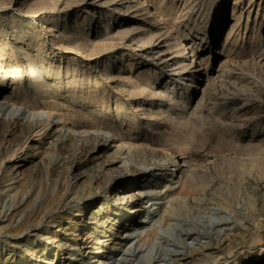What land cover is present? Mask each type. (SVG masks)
Listing matches in <instances>:
<instances>
[{
  "label": "rangeland",
  "instance_id": "obj_1",
  "mask_svg": "<svg viewBox=\"0 0 264 264\" xmlns=\"http://www.w3.org/2000/svg\"><path fill=\"white\" fill-rule=\"evenodd\" d=\"M193 1L188 15L175 11L170 15L187 24L192 33L184 31L181 23L165 24L160 16L158 22H151L150 28L154 34L167 39L172 48L179 46V51L186 45L199 48L202 58H206L202 72L208 67V77L200 78L193 70L188 77L181 73L169 75L162 62L141 49L146 44L147 26L140 28L142 22H139L133 31H119L116 26L128 15L112 9L106 0H0V62H3L0 63V96L12 91L13 97L8 103H21L30 109L46 107L44 110L57 123L61 124L63 118L85 131L103 130L106 126L104 130L110 132L105 134L109 135L107 140L88 138L81 150L75 141L69 144L52 141L56 137L48 132L58 129L57 125L49 128L41 125L21 133L0 120V200L2 197L1 202L7 204L0 209V215H8L4 225L12 221L17 226L0 236L2 258H9L12 251L5 247L9 240L21 238L23 242L15 248L18 252L15 264H77L79 260L75 257L81 256L83 238H95L93 247L99 252L107 246L104 244L108 239V245L122 239L118 233L121 226H136L139 218L146 216L126 245L127 249L116 252L114 262L144 264L146 246L138 248L141 233L142 238L153 235L152 224L166 204L163 197L186 193L192 198L203 197L201 186L192 189L186 183V174L196 173L204 185L214 186L209 194L215 205L213 220L209 216H203L202 221L186 214L171 216V222L189 223L192 235H187L188 239L179 233L169 237L170 245L162 246L156 263L150 264H170L175 254L191 252L204 243H213L215 264H222L226 258L230 264H264V136L263 140L260 137L251 142L258 147L246 142L250 134L263 132L264 118L247 123L243 119L259 111L264 117V0H253V8L244 15L239 27L246 38L228 50L230 55L221 62L217 53L223 54L228 49L224 42L233 18L234 0ZM241 1L238 7L247 0ZM196 13L205 18L202 23L192 18ZM161 26L163 36L158 30ZM252 32L263 41V49L254 56L250 45ZM217 34L220 39L214 43ZM199 37L205 40L201 42ZM211 49L214 51L209 57ZM180 53L173 56L180 60L184 51ZM231 98L238 99L240 104H228L227 99ZM240 105L247 106L248 111ZM51 141V145L58 144L62 151L49 152L47 146ZM153 144H159L158 157L154 159L157 170L153 175L148 176L154 168L150 165L145 175H128L121 181L125 184L143 180L162 187L154 201L144 204L145 211L136 213L133 208L120 206L122 203L115 198V191L108 186L106 174L109 173L103 161L119 156L123 161L127 157L133 164L146 166L144 160L151 156L144 155V150L153 148ZM129 147L139 153L135 152L132 157L122 154ZM116 149L121 151L113 154ZM21 156L28 164L18 175H11L9 165ZM184 159L190 161L186 172L179 170ZM153 202L152 210H146ZM38 228L43 229L41 232L59 230L62 240L71 244L69 253L65 246L50 251L46 246L51 243L39 235L40 230L34 234ZM55 254L61 258L59 263L51 260Z\"/></svg>",
  "mask_w": 264,
  "mask_h": 264
},
{
  "label": "bare ground",
  "instance_id": "obj_2",
  "mask_svg": "<svg viewBox=\"0 0 264 264\" xmlns=\"http://www.w3.org/2000/svg\"><path fill=\"white\" fill-rule=\"evenodd\" d=\"M107 2H110V7L114 10H118L119 13H123L124 15H128L127 17H124L121 19V21L119 22V24L116 26V29H118L119 31H133L135 28V24H139V22H142V26L140 28H146L145 26H147V30L148 33H145V40H146V44L141 46V49L143 50H147L148 54L150 56H152L156 61L162 62L163 63V68L166 69V71L168 72L169 75H173V74H178L181 73L183 74V76L188 77V76H192L191 75V71L193 70L194 72H196V75L201 77H208V67L205 69L204 72H202V66L205 65L204 61L206 58H202L201 53L199 52V48L193 46V45H186V48H184L183 50H181L182 52L184 51L183 54V58L180 60H177L173 55H175L176 53H180V47L177 45L174 46V48L171 47V45L160 35H156L152 32V29L150 27H152L151 22H158V18L160 16V19H164L165 20V24H172L175 25L178 23H181V25L184 28V31H187L189 33H192L193 30L191 28L188 27L187 24L183 23L180 20L173 19L171 18V12L175 11L177 13H183L184 15H188L189 11L192 9V3L194 2L193 0H184V2H182V0H180L181 2H176V0L171 1L172 3H167L166 0H106ZM241 0H234L233 2V18H232V22L230 23V29L227 31L226 34V39H225V44H227V48L225 50V52L222 54L221 52H218L217 55H219L220 58V62L224 59L227 58L229 51L231 50V48L233 46H236L240 43V39L244 40L246 38V33L243 34L241 32V30H239V27L241 25V21L244 17L245 14H249L251 9L253 8V0H247L246 2H244L240 7H238V3ZM151 2H156L154 5H156V7L151 3ZM242 2V1H241ZM163 5H165L166 7V11L163 10L162 8L164 7ZM174 12V13H175ZM171 15V16H170ZM178 15V14H176ZM181 16H184L182 14H180ZM175 16V15H174ZM179 16V15H178ZM177 16V17H178ZM195 21H202L205 19L202 15H200L199 13H196L195 15H193V17ZM162 22V20H161ZM218 22V21H217ZM197 23V22H196ZM204 23V22H203ZM110 24H112L110 22ZM154 24V23H153ZM159 24V23H158ZM172 25V26H173ZM200 25V24H199ZM247 25V24H246ZM53 26V25H52ZM108 26V25H107ZM110 26V25H109ZM171 26V27H172ZM206 26V25H205ZM169 27V26H168ZM167 27V29H168ZM260 27V26H259ZM150 28V29H149ZM159 28V27H158ZM164 27H160L159 33H162L161 35L163 36V29ZM174 28V27H173ZM172 28V29H173ZM178 28V27H177ZM163 29V30H162ZM150 30V32H149ZM166 30V29H165ZM201 30V29H200ZM198 30V31H200ZM105 31V30H104ZM143 31H146V29H144ZM154 31V30H153ZM168 31V30H166ZM203 31V30H201ZM84 32V31H83ZM86 32V31H85ZM102 32V31H101ZM111 32V31H110ZM115 33V32H113ZM119 33V32H118ZM116 34V33H115ZM243 34V35H242ZM253 34V32L251 33ZM86 35V34H85ZM99 35V34H97ZM106 35L108 36L107 32ZM114 35V34H113ZM112 35V36H113ZM143 35V33H142ZM110 36V35H109ZM170 36V35H169ZM249 36V35H248ZM252 36V35H251ZM95 37V36H94ZM99 37V36H98ZM89 38V37H88ZM100 38V37H99ZM167 38V37H166ZM105 39V38H104ZM199 39H201V42L205 40L204 37H199ZM220 36L219 34L214 35L213 38V42L217 43V41H219ZM260 39V38H259ZM257 38L254 37V34L250 40V45L253 48L252 52H253V56L254 54H256L255 52H260L263 49V41L262 39L259 40ZM82 40V39H81ZM87 40V38H85V41ZM89 40V39H88ZM103 40V39H102ZM171 40V39H170ZM179 40V39H178ZM242 40V41H243ZM90 41V40H89ZM92 41V40H91ZM97 41V40H96ZM95 41V42H96ZM131 41H133L131 39ZM94 42V41H93ZM197 43V42H196ZM244 43V42H243ZM91 44V43H90ZM88 44V45H90ZM179 44V43H178ZM224 44V45H225ZM241 44V43H240ZM245 44V43H244ZM87 45V44H86ZM243 45V44H242ZM197 46L201 47L202 44L200 42L197 43ZM224 47V46H223ZM241 47V46H240ZM238 48V47H237ZM182 49V48H181ZM174 52H173V51ZM213 49H211V51L209 52V57L213 54ZM251 51V50H250ZM22 53V52H21ZM216 53V52H215ZM240 53V52H239ZM182 54V53H180ZM188 54V55H186ZM190 54V55H189ZM228 54V55H227ZM245 54V53H244ZM247 54V53H246ZM258 54V53H257ZM241 55V54H240ZM250 55V54H249ZM1 56V55H0ZM25 56V54H24ZM248 56V55H246ZM260 58L262 56H259ZM229 58V57H228ZM252 58V57H251ZM264 58V57H263ZM263 61V60H261ZM3 63V62H0ZM229 64V63H228ZM2 65V64H1ZM223 65V64H222ZM221 65L219 66V68L217 69V71L220 70ZM1 68V67H0ZM223 68V67H222ZM227 69V68H226ZM225 70V69H224ZM228 70V69H227ZM107 71V70H106ZM229 71V70H228ZM4 73V72H3ZM2 73V75H3ZM6 73V72H5ZM40 75V74H39ZM1 76V75H0ZM4 76V75H3ZM4 78V77H3ZM33 78V77H32ZM38 78V77H37ZM7 79V76H6ZM44 79V78H43ZM39 80V79H38ZM37 80V81H38ZM33 82V81H32ZM36 82V81H35ZM31 83V82H30ZM41 83V82H40ZM39 83V84H40ZM48 83V82H47ZM35 84V83H34ZM159 84V83H158ZM31 85V84H30ZM37 85V83H36ZM44 85V84H43ZM149 85V84H148ZM152 85V84H151ZM124 86V85H123ZM31 87V86H30ZM34 87V86H33ZM40 87V86H39ZM38 87V88H39ZM44 87V86H43ZM150 88V87H149ZM135 89V87H134ZM167 89V88H166ZM36 90V88H35ZM157 90V89H156ZM170 90V89H169ZM4 91V90H3ZM37 91V90H36ZM133 91V89H132ZM155 91V90H154ZM156 92V91H155ZM33 93V92H32ZM37 93V92H35ZM12 91L10 93H7L6 95L2 94L0 96V120H3L4 123H6V125L9 127H13L14 129H16L17 131H21L25 132L28 128H34V127H38L43 125V128H49L50 126L54 125L58 127V129L53 130L52 132H48V134L56 137L54 138L52 141L56 140H60L62 142L67 141V143L69 144V141H75L76 145L78 147L81 148H85L86 147V142L88 138H99L102 137L104 138V140H107L109 135H105V134H110V132L107 130L105 131L104 128H106V126L103 128V130H93L91 132L90 131H85L82 130L81 128H79L75 123L69 124L66 122L65 119L62 118L61 120V124L57 123L55 120H51V116L52 114L49 111H46L44 109H30V108H26L24 106L21 105H16L15 102V98L13 99V102H15V104L13 103H8L7 100H12ZM3 96V97H2ZM37 96V95H36ZM11 97V98H10ZM16 97V96H15ZM225 97V96H224ZM231 97V96H230ZM238 97V96H237ZM37 98L39 99V96H37ZM223 98V97H222ZM17 99V98H16ZM26 98H24L25 101ZM229 101L228 104L230 105H234L237 106L238 104H240L239 100L236 98H231L230 100L227 99ZM18 101V100H17ZM20 101V100H19ZM41 101V100H40ZM39 101V103L41 104V102ZM226 101V102H228ZM245 101V100H244ZM10 102V101H9ZM21 102V101H20ZM247 102V101H246ZM189 103V102H188ZM223 104V103H222ZM226 103H224L225 105ZM24 105V104H23ZM35 105V104H34ZM244 105V104H243ZM37 106V105H36ZM187 106V105H186ZM241 106L242 110H247V106ZM43 107V106H41ZM36 108V107H35ZM237 108V107H236ZM239 108V107H238ZM237 108V109H238ZM189 109V108H188ZM239 111V109L237 110V112ZM248 111V110H247ZM242 112V111H241ZM240 112V113H241ZM260 113H255V115H253L252 117H250L251 115L249 114L248 118H243L245 120V123H247L248 121H251L254 118H260L263 119V115H261V111H259ZM264 112V111H263ZM225 113V112H224ZM236 113V112H235ZM247 113V112H246ZM249 113V112H248ZM251 113V111H250ZM237 114V113H236ZM244 114V112H243ZM2 115V116H1ZM223 115V114H222ZM235 118V116H233ZM238 117V116H237ZM241 117V116H240ZM246 117V116H244ZM61 119V118H59ZM228 119V118H227ZM209 120V119H208ZM216 120V119H215ZM229 120V119H228ZM234 120V119H233ZM212 121V120H211ZM209 120V122H211ZM233 122V121H232ZM237 122V121H236ZM235 122V123H236ZM244 122V121H242ZM252 122V121H251ZM78 123V122H77ZM239 123V122H238ZM237 123V125H238ZM241 123V122H240ZM83 124V123H82ZM231 124V123H230ZM100 125V124H99ZM103 125V122H102ZM236 125V126H237ZM243 125V124H241ZM240 125V126H241ZM246 125V124H245ZM5 126V125H4ZM101 126V125H100ZM1 127V126H0ZM239 127V126H238ZM87 128V127H85ZM112 128V127H111ZM115 128V127H114ZM113 129V131H115ZM89 129V128H88ZM99 129V128H98ZM109 129V128H108ZM235 129V128H234ZM7 131V130H6ZM105 131V132H103ZM236 131V130H235ZM118 134V133H117ZM123 134V133H122ZM125 134V133H124ZM123 134V135H124ZM5 136V135H4ZM118 136V135H117ZM262 136H264V130L263 132H255L253 134H250L248 136L249 139L246 140V142L248 141L251 145V142L259 139V140H263ZM112 137V136H111ZM124 137V136H123ZM5 138V137H4ZM12 138V135H11ZM15 138V137H14ZM52 138V137H51ZM264 138V137H263ZM47 139V138H46ZM126 139V138H125ZM3 140V138H2ZM122 140V139H120ZM49 143V146H47L49 152L52 153H59L60 151H62V149L58 146V144H52ZM57 141V142H58ZM59 141V142H60ZM119 141V139H118ZM116 141V143L118 142ZM40 142V141H39ZM48 142V141H47ZM100 142V140H99ZM162 144V143H161ZM160 144V145H161ZM72 145V144H71ZM69 145V146H71ZM159 145V144H157ZM156 144H153V148L150 149H146L144 150L145 154L144 155H148L151 156L150 158H145L144 163L146 164V166H140L138 165V163L135 162V164H133L134 162H132V160L130 158H122L124 159V161L119 157V156H114L111 159H106L104 162V166L106 167V171L109 174H106L107 176V180H109V187L112 188L115 191L116 195V199L122 203L120 204V206L124 207L127 206V208H133V212H141V211H145L144 208V204H146L148 201H154L156 199V196H159L161 194V188L160 186H158L157 184H152V183H148L146 181H138V180H133V181H129L126 182L125 184H123L121 181L126 178L128 175H139V174H143L145 175V173H147L149 171V167L150 165H152L154 168L152 170H150V175H153V172H155V166L157 165V162H154V159L156 157H158L157 155V148ZM163 145V144H162ZM253 145V144H252ZM251 145V146H252ZM256 145V144H255ZM253 145V146H255ZM1 146V145H0ZM164 146V145H163ZM162 146V147H163ZM257 147L259 145H256ZM264 145H262L263 147ZM3 147V146H2ZM160 147V146H159ZM165 147V146H164ZM45 148V147H44ZM76 148V147H75ZM110 148V147H109ZM120 148V147H119ZM123 148V147H122ZM144 148V147H143ZM242 148V147H241ZM46 149V150H47ZM79 149V148H78ZM114 149V148H113ZM136 149V148H135ZM132 148H126V150L121 151L120 149H116L115 151H113V154H116L118 152H123L122 154H126L127 156H133L135 152L139 153V151L135 150ZM163 149V148H162ZM261 149V148H260ZM4 150V149H3ZM45 150V151H46ZM82 150V149H81ZM123 150V149H122ZM65 151V150H64ZM111 152V151H110ZM142 153V152H141ZM1 154V153H0ZM27 154V153H26ZM105 154V153H104ZM20 155V154H19ZM24 155V154H23ZM31 155V154H30ZM40 155V154H39ZM26 156V155H25ZM54 156V155H53ZM57 156V155H56ZM105 156V155H104ZM184 156V155H183ZM16 157V156H15ZM33 157V156H32ZM40 157V156H39ZM44 157V156H43ZM51 157V156H50ZM42 158V157H41ZM164 158V157H162ZM161 158V159H162ZM187 158V157H186ZM33 159V158H32ZM138 159V158H137ZM160 159V161H161ZM183 159V158H182ZM67 158H63V161H66ZM157 160V159H156ZM159 160V159H158ZM188 159H184L181 163V165L179 166V170L182 172H186L189 170V163L190 161H187ZM54 161V160H52ZM138 161V160H137ZM34 162V160L32 161ZM67 162V161H66ZM131 162V163H130ZM165 162V161H164ZM163 162V164H164ZM6 163V162H5ZM58 163V162H57ZM11 164V163H10ZM25 164H28V161H26V158L21 156L17 158V162L14 164L9 165V168L12 169L10 171H8V173L10 172V174H14L15 176L19 174V171L21 168H23V166H25ZM103 164V163H102ZM160 164V163H159ZM158 164V165H159ZM162 164V163H161ZM162 164V165H163ZM193 164V163H191ZM8 165V164H7ZM58 165V164H57ZM34 166V165H33ZM45 169L47 168V165H45ZM48 166H51L48 165ZM61 166V165H60ZM44 167V166H43ZM158 167V166H157ZM4 168V167H3ZM49 168V167H48ZM1 169V168H0ZM53 169V168H51ZM264 169V168H263ZM47 170V169H46ZM49 170V169H48ZM160 170V169H159ZM196 170V169H195ZM6 171V170H5ZM54 171V170H53ZM45 172V171H44ZM195 172V171H194ZM264 172V171H263ZM49 173V172H48ZM102 173V172H101ZM104 173V171H103ZM102 173V175H103ZM106 173V172H105ZM202 173V172H201ZM262 173V171L260 172ZM7 174V173H6ZM157 174V173H156ZM203 174V173H202ZM80 175V174H79ZM173 175V174H172ZM186 183L189 184V186L192 189H199L198 187H202V191H204V195L203 197L201 196V198H197V197H190L188 195H171L169 197H163L165 199V206H163V212L161 213L160 217L156 220L154 224H152V230H153V235H151L150 238H142V233H141V239L139 241V247L143 248V246H146L144 252H146V255H144L142 258H144V264H150L151 262L156 263L157 258H159L158 253L161 250L160 248L162 246L166 245H170V242H172L171 239H169V237H176V235L180 237H185L186 239H188L189 237H187V235H192V227L189 223H185L183 224L182 222H171V216L175 215V216H183L184 214L186 215H190L192 216V218H197L199 219V221H202L203 216L206 217H210V221L211 219L215 216V205L213 202H211V196L209 197V194H212L214 186L212 185H204L205 183L201 180L202 177L196 175V173H191V174H186ZM7 176V175H6ZM10 176V175H9ZM76 176V175H75ZM160 176V175H159ZM78 177V175H77ZM6 178V177H4ZM11 178V177H10ZM16 179V177H14ZM21 178V177H20ZM79 178V177H78ZM103 178V177H102ZM12 179V178H11ZM99 179V178H98ZM105 179V180H106ZM151 179V178H150ZM156 179V178H155ZM104 180V179H103ZM102 180V181H103ZM159 180V179H158ZM2 181V180H1ZM6 181V180H4ZM12 181V180H11ZM10 181V183H11ZM79 181V180H78ZM8 182V181H7ZM94 182V181H93ZM107 182V183H108ZM214 182V181H213ZM75 183V182H74ZM78 183V182H76ZM163 183V182H162ZM258 183V182H257ZM93 184V183H92ZM123 184V185H122ZM173 184V183H172ZM13 185V184H11ZM106 184H104L105 186ZM14 186V185H13ZM173 186V185H172ZM167 187V185H166ZM11 188V187H10ZM9 188V189H10ZM15 188V187H13ZM92 188V187H91ZM175 188V187H174ZM98 189V188H97ZM168 189V188H167ZM170 189V188H169ZM15 190V189H14ZM13 190V191H14ZM172 190V189H171ZM174 190V189H173ZM101 191V189L99 190ZM11 192V191H10ZM95 192V191H94ZM193 192V191H192ZM197 192V190H196ZM199 192V191H198ZM5 193V192H4ZM3 193V194H4ZM98 193V192H96ZM147 193H152L150 194V196H147ZM163 193V192H162ZM169 193V192H166ZM93 194V193H92ZM183 194V193H182ZM189 194V193H188ZM198 194V193H197ZM214 194V193H213ZM10 195V194H9ZM26 195V194H24ZM90 195V194H89ZM168 195V194H167ZM201 195V194H200ZM1 196V195H0ZM64 196V195H63ZM198 196V195H197ZM28 197V196H27ZM107 198V197H106ZM169 198V199H168ZM5 199V198H4ZM2 200V197H1ZM0 200V209L4 208L7 206V204L1 202ZM7 200V199H6ZM5 200V201H6ZM107 200V199H105ZM151 201V202H152ZM69 203V202H68ZM67 203V204H68ZM155 202H153L149 207L146 208V210H152V207H154ZM157 204V203H156ZM159 206V205H158ZM9 208V207H8ZM162 208V207H161ZM10 209V208H9ZM125 210V209H124ZM206 210V211H205ZM2 211V210H1ZM0 211V212H1ZM4 211V210H3ZM154 211V210H153ZM156 211V208H155ZM208 211V212H207ZM6 213V212H5ZM206 214V215H203ZM1 214V213H0ZM95 215V214H94ZM125 215V214H124ZM127 215V214H126ZM7 216L8 215H0V218L2 221H0V236H2L1 234L4 233L5 231H12V229H16L17 226H13V222H9V224L4 225V222L7 221ZM93 216V215H92ZM174 216V218H175ZM158 217V216H157ZM143 219H147L146 216H142V218H139L138 223H134L136 226L133 227H126L127 225L121 226L120 230L118 233L121 234L122 239L118 242H114V243H110V245L107 244V242L110 240L108 239V241L106 242L107 245L105 246L103 249H99V252L95 251V247H93V245H95V241L94 239H84L81 248V256H77L75 257L77 260H79V262L77 264H80V261L82 262L81 264H114V262L116 261V252L120 251V250H126L127 247L126 245L128 244V242L130 240L133 239L134 237V232H136V229H138V225L142 222ZM53 220V219H52ZM89 220V219H88ZM213 220V219H212ZM44 222V221H43ZM42 222V225H44ZM54 223V222H53ZM15 224V223H14ZM39 224V223H38ZM99 224V223H98ZM127 224V223H126ZM51 225V224H50ZM54 225V224H53ZM99 226V225H98ZM37 227V226H36ZM42 227V226H41ZM55 228V227H54ZM58 228V227H57ZM10 229V230H9ZM59 229V228H58ZM43 231L42 228H38V230H36V232L34 234H39L38 232ZM15 231V230H14ZM27 231V230H26ZM29 232V231H28ZM152 232V231H151ZM8 233V232H7ZM139 233V235H140ZM177 233V234H176ZM179 233V234H178ZM8 235V234H7ZM33 235V234H32ZM39 235H41L42 237H44L46 239L47 242L51 243L50 246H46L50 251L54 250L57 251L58 247L60 246H65L66 250H68L67 253H69V248L71 246V244L64 242L61 238V233L59 230L57 229H47L46 232H41ZM90 236V235H89ZM16 237V235H15ZM108 237V236H107ZM136 237V236H135ZM138 237V236H137ZM111 238V237H109ZM99 239V238H98ZM107 239V238H106ZM105 239V240H106ZM184 239V238H183ZM182 239V240H183ZM23 242V239L21 238H14V239H10L8 246H5L6 248H11L12 251H10L9 258H2L1 255H3V250L0 249V264H8V262H10V264H15L16 262V258H14L16 256V250L15 248L18 247V245L20 243ZM210 242V241H209ZM212 242V241H211ZM101 243V242H100ZM69 244V245H68ZM133 246H136L134 243L132 244ZM215 245V242H214ZM33 247V246H32ZM79 248V249H80ZM111 248L114 251H109L108 249ZM33 250V249H32ZM176 250V249H175ZM260 250V249H259ZM6 251V250H5ZM143 251V250H142ZM178 251V250H176ZM193 251H197L196 253H193ZM35 252V251H33ZM206 252V253H205ZM218 252V251H217ZM18 253V252H17ZM5 255V254H4ZM75 256V255H74ZM140 258V259H142ZM215 247H213V243H204L201 244L198 248H195L191 251V252H183V253H178L175 254V257H173L171 259L170 264H215ZM226 258V257H225ZM231 258V257H230ZM23 261H28V258H22ZM218 259V258H217ZM3 260V261H2ZM51 260H53L54 262L56 261V263H59V261H61V258L58 255H54L51 257ZM220 260V259H219ZM233 263V262H232ZM75 264V263H74ZM221 264V263H220ZM222 264H230L229 258H226L222 261Z\"/></svg>",
  "mask_w": 264,
  "mask_h": 264
}]
</instances>
